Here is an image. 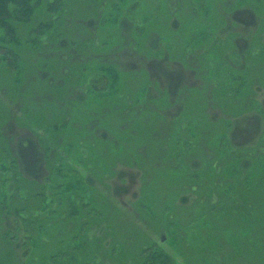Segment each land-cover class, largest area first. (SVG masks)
Segmentation results:
<instances>
[{
    "label": "rangeland",
    "instance_id": "374dc122",
    "mask_svg": "<svg viewBox=\"0 0 264 264\" xmlns=\"http://www.w3.org/2000/svg\"><path fill=\"white\" fill-rule=\"evenodd\" d=\"M43 3L0 68V264H264V0Z\"/></svg>",
    "mask_w": 264,
    "mask_h": 264
},
{
    "label": "trees",
    "instance_id": "16d2710c",
    "mask_svg": "<svg viewBox=\"0 0 264 264\" xmlns=\"http://www.w3.org/2000/svg\"><path fill=\"white\" fill-rule=\"evenodd\" d=\"M43 5V0H0V52L3 51L0 53V68H9L17 71L16 69L20 67V57L17 52H13L16 51L15 48H19V45H21L20 37L18 35V27L24 26L25 24L29 23V20L32 17L33 13L35 14L36 12L40 11ZM51 8H53L52 5L48 4L47 9L49 10ZM36 42L38 41H35L34 39L30 40V43L32 44ZM112 71L115 72L113 69ZM115 75L116 74L113 73V76ZM221 93H223V91ZM7 152L8 151L6 149L0 151V153L4 155V158L7 157ZM14 163L15 160L13 159L11 161V164ZM260 177L263 178L262 175H260ZM251 185L252 183H247V187L245 186V189L248 190ZM60 186L61 185H59L58 187ZM69 189H71V187L67 190ZM66 191H64L63 194ZM89 193L90 194L86 197L85 190H83L84 197H86L89 203H92L93 201H95V197L92 195L91 191ZM59 199L60 201L66 200L62 197H60ZM65 202L67 203V201ZM62 222L64 223V221ZM52 253L49 256L47 264H58V262L56 261L57 259H55L56 257L54 256L59 257L62 253H55L56 255H53ZM140 255V264H171L169 258L162 249L147 247L140 251Z\"/></svg>",
    "mask_w": 264,
    "mask_h": 264
}]
</instances>
